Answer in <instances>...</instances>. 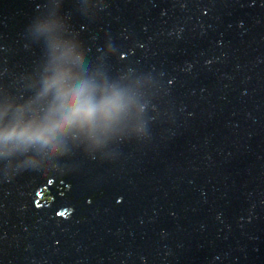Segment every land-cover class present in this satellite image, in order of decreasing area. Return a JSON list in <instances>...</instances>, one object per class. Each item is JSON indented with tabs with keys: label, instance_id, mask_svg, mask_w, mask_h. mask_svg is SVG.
<instances>
[{
	"label": "water",
	"instance_id": "95a60500",
	"mask_svg": "<svg viewBox=\"0 0 264 264\" xmlns=\"http://www.w3.org/2000/svg\"><path fill=\"white\" fill-rule=\"evenodd\" d=\"M52 19L138 120L0 156V264H264V0H0V101L35 95Z\"/></svg>",
	"mask_w": 264,
	"mask_h": 264
},
{
	"label": "clouds",
	"instance_id": "9594fccd",
	"mask_svg": "<svg viewBox=\"0 0 264 264\" xmlns=\"http://www.w3.org/2000/svg\"><path fill=\"white\" fill-rule=\"evenodd\" d=\"M33 33L45 37L48 58L32 86L35 95L17 103L10 95L0 101V156L24 154L54 157L66 151L69 139L102 149L138 120L135 85L88 72L77 42L64 38L58 22L37 20ZM136 131H143L137 123ZM27 165H36L29 156Z\"/></svg>",
	"mask_w": 264,
	"mask_h": 264
},
{
	"label": "snow or ice",
	"instance_id": "6c2138e0",
	"mask_svg": "<svg viewBox=\"0 0 264 264\" xmlns=\"http://www.w3.org/2000/svg\"><path fill=\"white\" fill-rule=\"evenodd\" d=\"M49 183H51V181H49ZM61 216H68L69 212L68 211H63L60 213Z\"/></svg>",
	"mask_w": 264,
	"mask_h": 264
}]
</instances>
